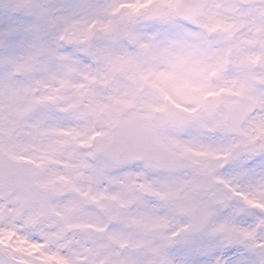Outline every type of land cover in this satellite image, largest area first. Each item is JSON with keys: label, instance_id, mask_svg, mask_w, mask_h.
Masks as SVG:
<instances>
[{"label": "snow or ice", "instance_id": "1", "mask_svg": "<svg viewBox=\"0 0 264 264\" xmlns=\"http://www.w3.org/2000/svg\"><path fill=\"white\" fill-rule=\"evenodd\" d=\"M0 264H264V0H0Z\"/></svg>", "mask_w": 264, "mask_h": 264}]
</instances>
